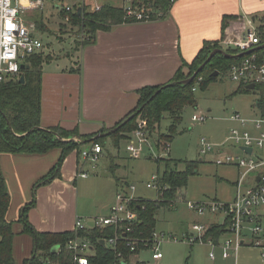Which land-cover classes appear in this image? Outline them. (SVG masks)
<instances>
[{
  "label": "crops",
  "instance_id": "crops-1",
  "mask_svg": "<svg viewBox=\"0 0 264 264\" xmlns=\"http://www.w3.org/2000/svg\"><path fill=\"white\" fill-rule=\"evenodd\" d=\"M126 5L124 2L120 7ZM225 16L234 18L223 32ZM252 16L258 22H246ZM262 19L264 0H177L165 19L98 31L91 43L81 45L66 55L67 59L51 55L54 59L43 64L41 128L77 129L82 136H103L102 130L114 128L136 108L139 89L168 84L180 69L187 72L205 42L223 40L222 48L233 49L226 46L227 41L240 39L250 29L258 34ZM258 98L252 105V115L246 118L260 116ZM60 154V149L44 154H0V174L11 196L6 218L13 222L16 234L15 264H23L33 252V239L22 233L24 227L18 222L20 211L32 201L34 185L52 170ZM85 163L73 151L62 165V177L37 189L36 204L28 213L37 231H76L78 219L89 230L94 228L96 217L110 213L117 192L129 183L125 176L115 179L111 173V177L90 178ZM80 172L88 176L83 178ZM100 183L107 185L105 195L89 203L84 201L85 189ZM137 193L139 199L144 198ZM214 221L209 217L207 223Z\"/></svg>",
  "mask_w": 264,
  "mask_h": 264
},
{
  "label": "trees",
  "instance_id": "trees-1",
  "mask_svg": "<svg viewBox=\"0 0 264 264\" xmlns=\"http://www.w3.org/2000/svg\"><path fill=\"white\" fill-rule=\"evenodd\" d=\"M175 1L177 0H134L132 5L134 9L144 5L146 10H149L150 19L148 21H156L168 16ZM62 17L64 20L69 17L70 20L67 24L77 26L90 36L89 41L83 42V45L91 43L98 31H110L119 25L147 21L129 18L124 7L111 4L102 6L96 12H90L86 7H82L80 14L78 8L73 12H68L66 8H63ZM232 18L234 17L225 16L223 18V32H225L228 22ZM261 22L262 24L258 28L261 44L254 52L260 58H264V47H262L264 45V19ZM222 41L205 42L189 65V74H184L183 69H180L168 84L145 86L139 89V101L136 108L117 123L114 128L102 130V133H108L104 136H98V134L82 136L77 129L67 131L61 127L41 128L42 67L44 63L54 59L51 55L41 52L30 56L25 61L26 68L21 70L19 78L10 77L0 85V154H44L52 149L61 150L57 164L47 175L37 181L34 185L32 201L20 211L18 222L24 227L23 233L30 235L33 239L32 255L25 259L23 264H45L48 262L77 264V253L68 248L69 242L77 238H83L92 244L94 253L89 256L90 264H144L140 261H134V257L140 251L132 252L127 246V241L123 238L119 241L117 250L101 244V241L115 236V228L42 233L37 231L29 222L28 213L36 204L37 189L61 178V168L68 155L75 150L80 155L82 153L81 147L85 144H98L104 150L106 141L110 139L113 146L119 149L122 141H130L134 137V133L140 128V122L145 123V131L151 139L154 134L161 132V124L166 117L170 123L166 132L161 134V138L168 143L173 141L177 134V128L183 120L184 110L187 107L197 105V97L194 91L197 82L201 81L202 89L206 90L212 82L226 74L233 64L248 56L240 55L237 50L228 49L227 52L233 57L228 58L218 54L202 70L198 71L213 50L222 48ZM216 72H218L217 76L214 75ZM21 77H24L23 83ZM192 77L194 79L191 83H181V81ZM247 87L248 85H239L234 94L256 93L259 96L258 107L261 113H264V85H256L254 90H249ZM118 126L120 127L118 128ZM115 128L118 129L113 132ZM73 135L80 136L84 141L77 144L74 141L63 139ZM156 146L159 148L163 145L158 141ZM157 163L164 164V171L159 174L158 181L163 192L158 194L156 200L141 198L132 204L138 212L140 220L135 227V236L144 239L152 237V232L157 226L158 211L162 207L171 206L177 199L179 191L187 186L189 178L198 173L199 162L196 161H183L185 168L182 171L177 169L182 161L158 159ZM109 171L116 179V170H114L113 165ZM10 202L11 196L6 182L0 174V264H15L14 239L16 234L13 222H9L6 218ZM225 230L226 224H211L206 233V238L212 237L217 240ZM56 247L59 249L54 250ZM118 254L122 256L119 257Z\"/></svg>",
  "mask_w": 264,
  "mask_h": 264
},
{
  "label": "rangeland",
  "instance_id": "rangeland-1",
  "mask_svg": "<svg viewBox=\"0 0 264 264\" xmlns=\"http://www.w3.org/2000/svg\"><path fill=\"white\" fill-rule=\"evenodd\" d=\"M43 1L42 10L36 11L29 17L31 21H34L31 23L36 24V35L44 44L41 52L46 53V55H60L67 59L66 55L90 39V36L85 34L82 29L67 24L69 22H66L62 17L63 8L78 7V2L77 0ZM124 2L122 0H87L83 7H86L90 12H96L95 8L98 5L111 4L120 7ZM129 2L133 4L134 0H129ZM137 9L146 10L144 5H140ZM247 21L258 22V19L252 16L248 17ZM66 63L67 61H64L63 64ZM187 70L184 72L186 75L190 73L189 68ZM200 82L198 81L195 87L197 105L187 107L184 110L183 120L177 128L174 140L169 143V149L165 146L168 142L161 138V134L166 132L170 123L166 117L162 121L161 132L152 136L150 146H143V152L139 159L131 158L128 150L129 143L134 142L138 145L139 140L137 138H133L131 142L122 141L119 149L114 147L112 141L108 139L97 162H84L82 153L89 151L92 145H83L81 147L82 153L79 155L80 162L85 163L90 178L110 176L109 170L113 165L114 170H116V177L125 176L126 182L137 187V194L149 200L157 199V191L153 188L149 189L148 183L152 181L153 176L162 174L164 171V164H158V159L182 161L177 167L179 171L185 168L183 161L199 162L198 173L189 178L187 186L180 190L173 204L162 207L156 216L155 231L157 234L164 233L167 236L177 237L179 242L164 239L159 248L163 258L159 261L152 259L151 251L141 252L140 256L134 258V261H140L144 264H264L262 257L264 249L252 245H244L231 258L223 259L218 248L214 249L208 245L191 246L181 241L186 234L191 232L192 225L197 223L196 221L207 223L209 219V217L198 216L190 210L187 201L220 200L230 202L236 197L235 182L239 179L241 170L234 165H218L217 161L223 158L220 157L219 151L223 149L226 154L244 156L238 146L232 142L226 143L230 130L237 126V123L230 120V117L235 113H240L245 118L250 117L253 111L252 105L257 98V94L254 93L235 95L234 92L239 83L234 82L227 73L221 75L217 81L212 82L206 90L202 89ZM194 115L205 116L206 121L194 122ZM144 124V122H140L139 126L144 128ZM103 134L107 135L108 133ZM63 139L74 141L77 144L84 141L77 135ZM203 139L215 145L213 150L206 154L201 153ZM158 141L163 146L158 148L156 146ZM223 143L225 144L221 145ZM254 155L255 158L264 160V148H256ZM254 180L255 175L252 174L245 181L246 186L253 185ZM106 186V183H100L90 189L86 188L85 191L87 192L83 200L89 203L92 198L95 200L101 198L105 195ZM113 188L114 190L117 188L114 183ZM262 226L264 228V217ZM211 252L215 254L216 259L210 258Z\"/></svg>",
  "mask_w": 264,
  "mask_h": 264
},
{
  "label": "built area",
  "instance_id": "built-area-1",
  "mask_svg": "<svg viewBox=\"0 0 264 264\" xmlns=\"http://www.w3.org/2000/svg\"><path fill=\"white\" fill-rule=\"evenodd\" d=\"M43 0H0V85L8 78H19L21 66L25 61L35 54L40 53L44 44L36 35V24L31 23L29 17L36 11L42 10ZM78 7H66L68 12H73L77 8L81 9L86 0H77ZM124 7L127 17L137 20H149L150 14L145 9H134L132 3L127 1ZM100 6L95 10L99 11ZM94 10V11H95ZM70 18L65 19L69 22ZM11 23L13 28L9 31L7 24ZM261 44V39L256 29H250L240 39L227 41L226 46L239 51V54H247L242 61L233 64L227 74L236 83L242 85H264V58H260L254 51ZM14 65V69L10 68ZM196 91V88H194ZM230 120L237 123V126L230 130L227 142H232L241 150L244 156H233L226 154L223 149L219 151L220 157L218 165H234L240 172L239 181L236 184V197L232 202L220 200H209L205 202L187 201V206L198 216L215 218L211 223H195L192 225L191 232L184 236L181 241L187 244L208 245L218 248L223 259L231 258L244 245H252L264 249V228L262 219L264 217V160L255 158V149L264 148V113L254 119L243 117L240 113H235ZM194 122H205V116H193ZM133 138L139 140L136 143H129L128 150L131 158L141 157L143 146H150V137L145 128L140 127ZM225 143L221 144L224 145ZM169 149V143L165 145ZM217 146V145H216ZM215 145L202 140V154L213 150ZM243 147L252 148V153L248 154ZM103 149L100 145H92L89 151L82 153V158L87 162H97ZM96 168V166H93ZM255 175L254 184L246 186L245 181L251 175ZM80 176H88L86 172H80ZM159 175L153 176L152 181L147 187L153 188L161 194ZM166 190V188H164ZM137 187L129 184L123 186L116 194L115 203L110 209V213L94 219V228H115V236L105 242V247L117 250L121 238L127 241V246L132 252L151 251L152 259L159 261L163 254L159 248L164 239H172L179 242L177 237L167 236L162 233L158 235L154 230L152 237L148 239L135 236V227L139 223V214L132 204L139 200L136 196ZM180 192V191H179ZM211 224H226V230L219 239L212 237L206 238V233ZM76 230H87L81 219L76 222ZM169 237V238H168ZM68 248L77 253V264H90L89 256L94 253L92 244L83 238L71 240ZM121 257V254H118ZM264 258V253H262ZM212 260L216 259L213 252L210 253ZM125 264V263H122Z\"/></svg>",
  "mask_w": 264,
  "mask_h": 264
},
{
  "label": "water",
  "instance_id": "water-1",
  "mask_svg": "<svg viewBox=\"0 0 264 264\" xmlns=\"http://www.w3.org/2000/svg\"><path fill=\"white\" fill-rule=\"evenodd\" d=\"M80 13H81V9H79V14H80ZM262 47H264V45H263ZM218 54H222V55H224V56H226V57H228V58L233 57V55L229 54L227 51L218 48V49H215V50H213V51L211 52L209 58L207 59V61L205 62L204 65H206L207 63H209V62H210V61H211L216 55H218ZM247 54H249V53H248V52L245 53V55H247ZM240 55H244V53H243V54H240ZM204 65H202V66L199 68L198 71H200V70L204 67ZM25 68H26V65L23 64V65L21 66V70H24ZM195 75H196V74H195ZM214 75L217 76V75H218V72H216ZM193 79H194V77H192V78H190V79L183 80V81H181V83H182V84H189V83H191V82L193 81ZM21 82H22V83L24 82V77H21ZM247 88H248L249 90H254V89H255V85L250 84V85H248ZM159 92H160V90L158 91V93H159ZM119 127H120V126H118V128H119ZM118 128L113 129V132L117 131ZM104 135H105V134H103V136H104ZM242 150H244V151L247 152L248 154H251V153H252V148H246V147H243ZM101 244H102L103 246H105V242H104V241H101ZM58 249H59V247L54 248V250H58Z\"/></svg>",
  "mask_w": 264,
  "mask_h": 264
},
{
  "label": "snow or ice",
  "instance_id": "snow-or-ice-1",
  "mask_svg": "<svg viewBox=\"0 0 264 264\" xmlns=\"http://www.w3.org/2000/svg\"><path fill=\"white\" fill-rule=\"evenodd\" d=\"M7 27H8V29H9V31H11V29L13 28V25L9 22V23L7 24Z\"/></svg>",
  "mask_w": 264,
  "mask_h": 264
},
{
  "label": "clouds",
  "instance_id": "clouds-1",
  "mask_svg": "<svg viewBox=\"0 0 264 264\" xmlns=\"http://www.w3.org/2000/svg\"><path fill=\"white\" fill-rule=\"evenodd\" d=\"M14 67H15L14 65H10V68H13L14 69Z\"/></svg>",
  "mask_w": 264,
  "mask_h": 264
}]
</instances>
